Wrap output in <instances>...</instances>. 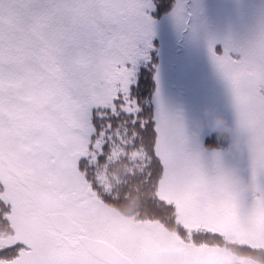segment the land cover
Returning <instances> with one entry per match:
<instances>
[{
  "label": "snow or ice",
  "instance_id": "1",
  "mask_svg": "<svg viewBox=\"0 0 264 264\" xmlns=\"http://www.w3.org/2000/svg\"><path fill=\"white\" fill-rule=\"evenodd\" d=\"M166 6L0 0V224L7 225L0 229V264H228V244L256 248L235 206L211 195L222 158L206 167L178 154L182 127L160 110L153 130L132 94L133 66L151 47V13ZM173 18L181 29L188 24L179 0ZM209 52L227 84L255 81L264 90V32L243 48L218 52L210 45ZM26 79L44 86L42 102L27 112L18 92ZM6 148L32 155V180L6 166ZM252 175L264 180V172ZM41 185L57 208L106 214L105 226L59 210L30 220ZM133 190L141 194L139 211L117 233L107 202ZM169 247L181 253L171 262L160 256Z\"/></svg>",
  "mask_w": 264,
  "mask_h": 264
},
{
  "label": "rangeland",
  "instance_id": "2",
  "mask_svg": "<svg viewBox=\"0 0 264 264\" xmlns=\"http://www.w3.org/2000/svg\"><path fill=\"white\" fill-rule=\"evenodd\" d=\"M178 2V1H177ZM180 3L183 4L184 10L188 7L189 11L192 14H196L197 7L199 5H208V6H215L220 7L223 12V17L227 19L228 22L234 23L236 20V13L235 11H242L245 12L248 15L253 16V22L255 24L261 25V28H264V0H179ZM174 11V10H173ZM187 16V12H185ZM235 14V15H234ZM221 19H222V13H221ZM258 28V27H257ZM257 28L247 31V33H253L256 35ZM152 30L153 35L152 38H155L156 40V47L158 50V65L156 67L155 75L153 76L154 81L156 83V88L153 93V105L155 108V116H154V122L156 126V116L158 111L163 110L168 114V116L176 121L183 130V135L189 134L192 132V128L190 125L185 124L183 122H178L177 117L179 115L178 109L182 108L185 109V102L187 103V98H184V101L182 104H179L178 106L175 104L177 97H178V91L181 90L179 85L183 84L184 86H188L191 80V76L195 75L194 73H199L202 70L206 69H212L211 64L209 63V59H212V57L208 58V56L204 55L203 49L204 45L202 44L205 42L203 38H211L212 40H215V38L206 32L200 33L198 31H195L193 29H190L187 34H184L183 41L180 44H178V37L180 34L181 28H179L173 18V12L167 16V17H161L160 19H157V21L152 22ZM238 30V29H237ZM238 36L243 38V34L238 32ZM181 37V35H180ZM190 44V45H189ZM189 45V46H188ZM188 46V47H187ZM178 48H183V52L186 53L191 49V58L190 61L183 66V68H176L172 66V62H174L177 58H180V56L176 55V50ZM184 53H182L183 56ZM188 70V71H187ZM13 71L17 73L20 76L27 77L28 73L24 71L21 66L14 65ZM194 72V73H193ZM197 75L199 76V74ZM197 80H195L196 84L203 83L206 85V88L208 90H211L212 85L220 86L221 80L218 79L219 76H199ZM175 86V88L173 87ZM43 84L39 81L32 82L31 80L25 81L24 86L18 90L19 96L21 99L19 100L21 108L27 112L30 109H32L34 106L39 105L42 102L41 97V90L43 89ZM227 87V82L222 78V96L217 92V96L222 97L223 102V93L224 90ZM213 96V100L217 101V97L215 96V93H211ZM211 105V104H210ZM195 107H198L197 104ZM224 109H227L225 106L222 105V111ZM227 113V110H225ZM223 114V116H228V114ZM196 127V126H195ZM208 126L202 125L198 131H204ZM5 164L14 173H18L21 176H24V174L27 172L28 174L33 172L31 169H24L23 165L27 161L34 162V158L30 153L24 150L15 151V150H9L5 149ZM231 167V166H230ZM247 173V171H245ZM42 186V185H41ZM38 186V187H41ZM37 187V188H38ZM43 189V186H42ZM44 191V189H43ZM37 193V189H36ZM36 193H35V201H36ZM43 194V192H42ZM51 196V195H48ZM126 199H123L125 201ZM35 203V202H34ZM130 204L131 208L138 207L140 204V200H135L134 202H130V200L127 202ZM235 206V205H234ZM236 208V215L237 220L242 226L245 228L246 226L243 225L244 220H242L240 213L243 212L246 208L245 204H241L239 206H235ZM108 209V214L115 217V223H124L128 219L123 217L120 213H118L116 210H112L110 208ZM249 221H254L257 224H264V207H262ZM246 231H251L250 228H245ZM255 234L247 233V237L252 243L258 248V250L264 249V245L260 246L255 244L256 240L254 238ZM228 238H232V234H228ZM258 239V238H257ZM230 248L226 247L227 252V261L228 264H252V262H244V261H236L232 255V250L236 248V245L234 244H228ZM244 249L240 250V253H244ZM181 255L180 251L175 248H163L160 251V256L165 261L171 262L178 258ZM252 256L255 255L254 249L251 253ZM237 262V263H236Z\"/></svg>",
  "mask_w": 264,
  "mask_h": 264
},
{
  "label": "clouds",
  "instance_id": "3",
  "mask_svg": "<svg viewBox=\"0 0 264 264\" xmlns=\"http://www.w3.org/2000/svg\"><path fill=\"white\" fill-rule=\"evenodd\" d=\"M223 103L231 112L232 120L229 122L225 117L215 112L210 107H205V120H196V127L190 135H183L175 141L174 150L180 155H191L200 157V148L197 140L198 129L204 122L208 124L219 136L227 140L226 151L234 152L238 157H243L247 173L237 167H225L222 174L211 185L210 192L214 198H223L231 205L239 206L245 204L246 208L240 213L242 220L248 222L262 207H264V180L254 179L252 170L264 172V90H257L255 81H243L238 86L227 84L223 93ZM24 169H31L34 172L35 164L27 161ZM26 178L32 180L34 176L27 172ZM42 186L37 188L36 201L29 208V219L37 216L43 217L49 211L59 210L65 218L77 216L79 218H91L97 227L103 228L106 223L105 215L97 213L93 215L85 209L64 206L57 208V200L54 196L42 194ZM140 200V197H137ZM108 205L116 209L127 218H133L138 207L134 209L129 203L120 201ZM39 209V211H36ZM117 233L121 230V223H113ZM134 229H128L127 236ZM264 251V249L256 250ZM258 264H264V257H253Z\"/></svg>",
  "mask_w": 264,
  "mask_h": 264
},
{
  "label": "flooded vegetation",
  "instance_id": "4",
  "mask_svg": "<svg viewBox=\"0 0 264 264\" xmlns=\"http://www.w3.org/2000/svg\"><path fill=\"white\" fill-rule=\"evenodd\" d=\"M185 12H187L188 24L186 27L180 30L178 44H180L181 46L184 34H187L190 29H193L200 33L206 32L207 34L215 38V40H212L211 38H203L205 42L202 43L204 45L202 53L208 56V58L211 57L209 52L210 45L214 48V50L218 52L222 51L225 46L239 49L246 46L249 42L253 41L258 35L264 32V28H261V25L258 26V24H255L253 22V16L248 15L242 11H235V13L237 14L234 23L228 22V17L227 19H225L223 17L222 9L220 7H216V5H199L197 7L196 14H192L187 7ZM255 28H257L256 35L253 33H247V31H251ZM238 32L243 34V38L238 36ZM190 51L191 49H189L188 52L184 53L183 48H178L176 50V55L180 56V58H177L174 62H172V66L182 69L183 66L190 61ZM182 53H184L185 56H183ZM209 63L212 65V69L202 70L201 72L197 73L199 74V76H219L218 79L221 80L220 86L212 85L211 90H208L206 88V85H204L203 83L196 84L195 80L200 77L197 75V73L194 72L193 73L195 75L191 76L190 83L187 87L183 84L179 85L181 90L178 91V97L175 104L177 106L179 104H182L183 102H185L184 98H187V103L185 102L184 104L185 109H178L179 115L177 117V121L190 125L192 131L196 126L197 118H199L201 121L205 120L203 112L205 107H210L215 112L221 115L222 113L224 114L226 112L225 110H227V113L225 114H228V116H224L225 119L230 122L233 118L231 112L228 109H224V111H222V105L225 106L222 102V97L216 95L218 92L222 96V76L217 71L212 59H209ZM173 87L175 88V86ZM211 93H215L217 101L213 100V96ZM196 104L198 107H195ZM203 125L208 126L206 122H204ZM191 133L192 132H190L189 134L187 133L186 135H190ZM197 140L200 148L199 158L206 167L210 166L213 162L214 156L218 155L222 158L225 167H237L243 172L248 171V169L245 167L246 162L243 157H238L234 152L226 151L225 147L227 144V140L219 136L215 131L212 130L211 127L208 126V128H206L204 131H198ZM243 225L246 226L245 228H250L251 230L246 231V234H255V244L263 246L264 224H257L254 221H248L243 223Z\"/></svg>",
  "mask_w": 264,
  "mask_h": 264
},
{
  "label": "trees",
  "instance_id": "5",
  "mask_svg": "<svg viewBox=\"0 0 264 264\" xmlns=\"http://www.w3.org/2000/svg\"><path fill=\"white\" fill-rule=\"evenodd\" d=\"M177 1L178 0H167L166 7L152 11L151 13L152 22L157 21V19H160L161 17L169 16L173 12L174 6L177 3ZM156 2L159 3V0H156ZM150 44L151 47L144 49V51L146 52V58L144 56H141L140 58H138L136 64L133 66L132 94L140 109V114L150 122L151 128L154 130L155 108L153 105V93L156 88V83L154 81L153 76L155 75L156 67L158 65V50L156 47L155 38L151 37ZM21 68L27 72V70L23 66H21ZM140 195L141 194L139 192L133 190L130 193H128L125 202L127 203L129 200L130 202H134L135 200H138L137 197H140ZM122 200L123 198L121 199V201ZM106 207L112 210H116L110 207L109 205ZM0 229L6 230L7 225L0 224ZM226 247L230 248L229 245H227ZM240 250L241 248L236 246V248L232 250V255L235 256L239 255L242 257H246L247 260L257 262L253 258L254 256H258L257 253L254 256H252L248 250H244L245 251L244 253H240Z\"/></svg>",
  "mask_w": 264,
  "mask_h": 264
},
{
  "label": "bare ground",
  "instance_id": "6",
  "mask_svg": "<svg viewBox=\"0 0 264 264\" xmlns=\"http://www.w3.org/2000/svg\"><path fill=\"white\" fill-rule=\"evenodd\" d=\"M237 14V13H236ZM252 253V251L250 252ZM257 253L258 256L260 257H264V251L263 252H255V254ZM245 260H247V258H245Z\"/></svg>",
  "mask_w": 264,
  "mask_h": 264
}]
</instances>
